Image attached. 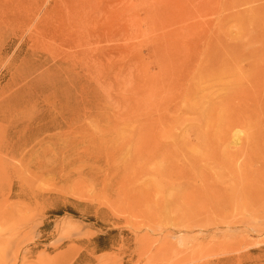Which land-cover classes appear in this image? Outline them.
Returning <instances> with one entry per match:
<instances>
[{
  "label": "rangeland",
  "instance_id": "obj_1",
  "mask_svg": "<svg viewBox=\"0 0 264 264\" xmlns=\"http://www.w3.org/2000/svg\"><path fill=\"white\" fill-rule=\"evenodd\" d=\"M0 264H264V0H0Z\"/></svg>",
  "mask_w": 264,
  "mask_h": 264
},
{
  "label": "bare ground",
  "instance_id": "obj_2",
  "mask_svg": "<svg viewBox=\"0 0 264 264\" xmlns=\"http://www.w3.org/2000/svg\"><path fill=\"white\" fill-rule=\"evenodd\" d=\"M256 14L255 13H253V12H251V15H250V17L248 18V22H250V23H252V22H254L255 20H256ZM195 91H196V89H195ZM207 95H209L208 93H207ZM199 97H200V95H198ZM201 96H202V94H201ZM206 98V97H205ZM202 99H203V97H202ZM199 100V99H198ZM206 100V99H205ZM197 101V100H196ZM202 101V100H201ZM194 103H197V102H194ZM198 103H200V102H198ZM198 105V104H197ZM196 106V105H195ZM194 106V107H195ZM199 106V105H198ZM191 107H193V106H191ZM203 108V107H202ZM216 108V107H215ZM221 110V109H220ZM190 111H192V110H190ZM214 112V110H209V113H208V116L211 118V116H212V113ZM234 112V111H233ZM198 113H199V110H198ZM216 113V112H215ZM241 113V112H240ZM200 114V113H199ZM238 113H235V116L237 115ZM214 116H216L215 114H214ZM213 116V117H214ZM235 116H231L228 120H231V122H234V121H239V120H237V119H235ZM202 118V117H201ZM208 118V117H207ZM216 118V117H215ZM217 118H218V116H217ZM194 119V118H193ZM219 119V118H218ZM220 119H222V116L220 117ZM206 122H205V125L206 126H208V120H205ZM213 121V120H212ZM214 122V121H213ZM209 123H210V121H209ZM210 126V125H209ZM214 126V125H213ZM211 127V126H210ZM262 127V126H261ZM208 128L206 127V130H207ZM194 130L195 131H193V133H194V135H195V137H197L198 136V131L194 128ZM262 130H263V128H262ZM201 131V130H200ZM199 131V132H200ZM261 133V132H260ZM182 137H184V136H182ZM261 139V138H260ZM232 153V152H231ZM248 175V174H247ZM249 177V176H248ZM253 178H254V175H253ZM256 178V177H255ZM250 180H251V178H250ZM247 181H249L248 179H247ZM252 181V180H251ZM252 183H253V181H252ZM194 184L195 185H197L196 184V181H194ZM199 184V183H198ZM252 185H254V184H252ZM208 184H205L204 186H203V188L202 189H200V190H196V188L194 189V190H192L191 192H189L188 190H185L184 191V193L182 194V197L185 199V200H195V198L197 197V192L199 191V192H205L206 194H207V197L209 196V194L211 195V193H213V192H211V190H209L208 189ZM258 189V188H257ZM211 193H210V192ZM221 191V190H220ZM199 192H198V194H199ZM217 193V192H216ZM215 195V194H214ZM214 195H212V196H214ZM217 196V195H216ZM210 198V197H209ZM208 198V199H209ZM213 198V197H212ZM216 198V197H215ZM217 199V198H216ZM211 204V203H210ZM217 205V204H216Z\"/></svg>",
  "mask_w": 264,
  "mask_h": 264
}]
</instances>
